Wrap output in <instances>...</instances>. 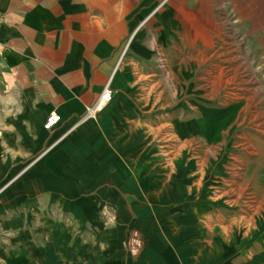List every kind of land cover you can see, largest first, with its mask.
<instances>
[{
  "label": "crops",
  "instance_id": "obj_1",
  "mask_svg": "<svg viewBox=\"0 0 264 264\" xmlns=\"http://www.w3.org/2000/svg\"><path fill=\"white\" fill-rule=\"evenodd\" d=\"M91 3L0 0V154L20 172L12 183L23 176L29 196L36 186L91 233L187 232L207 143L222 128L208 130L203 109L176 114L174 94L158 107L156 85L117 69L120 29L103 27ZM110 76L111 101L73 129ZM50 113L60 121L46 131Z\"/></svg>",
  "mask_w": 264,
  "mask_h": 264
},
{
  "label": "rangeland",
  "instance_id": "obj_2",
  "mask_svg": "<svg viewBox=\"0 0 264 264\" xmlns=\"http://www.w3.org/2000/svg\"><path fill=\"white\" fill-rule=\"evenodd\" d=\"M91 2L103 27L120 29L117 69L156 85L158 107L174 94L176 114L203 109L208 130L222 128L187 203L191 226L125 240L91 233L36 186L30 197L23 176L12 183L20 172L0 154V264H264V0ZM111 79L93 104L108 82L112 99Z\"/></svg>",
  "mask_w": 264,
  "mask_h": 264
},
{
  "label": "built area",
  "instance_id": "obj_3",
  "mask_svg": "<svg viewBox=\"0 0 264 264\" xmlns=\"http://www.w3.org/2000/svg\"><path fill=\"white\" fill-rule=\"evenodd\" d=\"M3 23H4V19H3L2 15L0 14V29L3 25ZM3 51H4V46L0 42V56L2 55ZM110 100H111V91L109 89V82H108L107 85L104 87L98 101L95 104H93L92 106H89L85 109V112L77 120L73 129L77 128L78 126L82 125L83 123H85L88 120L95 119L97 113H99ZM102 103H103V105H102ZM59 121H60V117L58 115H56L55 113H50L46 118V121L44 124V129L46 131L52 130L53 127H55L59 123Z\"/></svg>",
  "mask_w": 264,
  "mask_h": 264
},
{
  "label": "bare ground",
  "instance_id": "obj_4",
  "mask_svg": "<svg viewBox=\"0 0 264 264\" xmlns=\"http://www.w3.org/2000/svg\"><path fill=\"white\" fill-rule=\"evenodd\" d=\"M199 37H201V33L199 34ZM102 105H103V103H102ZM227 225V224H226ZM224 228V227H223ZM225 231V230H224Z\"/></svg>",
  "mask_w": 264,
  "mask_h": 264
}]
</instances>
